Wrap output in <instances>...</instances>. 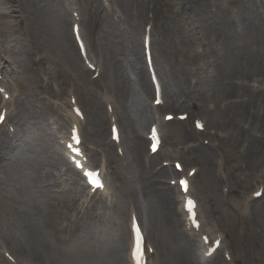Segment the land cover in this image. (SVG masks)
<instances>
[{
  "label": "rangeland",
  "instance_id": "1",
  "mask_svg": "<svg viewBox=\"0 0 264 264\" xmlns=\"http://www.w3.org/2000/svg\"><path fill=\"white\" fill-rule=\"evenodd\" d=\"M5 6L16 11L18 32L10 38L0 21V83L14 94L8 123L16 129L0 132V264H116V254L131 264L133 210L153 246L151 264H177L180 248L188 264H264V194L253 196L264 184V91L253 94L249 85L264 78V0H0ZM73 10L97 71L80 56ZM147 25L162 107L153 106L144 58ZM227 86H234L228 96ZM71 93L84 112V147L92 166H103L107 192L89 193L63 155ZM231 96L242 98L228 103ZM3 101L0 95V109ZM167 112L175 118L164 120ZM112 118L121 143L111 139ZM197 118L205 130L196 129ZM155 122L164 143L151 155ZM132 138L144 141L136 158ZM175 160L186 170L176 171ZM193 167L200 219L223 238L204 260L198 231L185 229L176 184ZM163 191L169 200L162 201ZM95 248H108L109 259L90 258Z\"/></svg>",
  "mask_w": 264,
  "mask_h": 264
},
{
  "label": "bare ground",
  "instance_id": "2",
  "mask_svg": "<svg viewBox=\"0 0 264 264\" xmlns=\"http://www.w3.org/2000/svg\"><path fill=\"white\" fill-rule=\"evenodd\" d=\"M15 12L16 11L12 7H6L5 6V7H1L0 8V21H2V22L5 23V25L7 26L8 30H9V33H10L9 34V37L12 38V39H15L16 33L18 32L17 26L15 24H13V17L15 16ZM8 19L10 20V22H8L9 21ZM88 57H89V54H88ZM248 65H249V63H248ZM145 86L148 89L150 88L149 85H148V83H147V80L145 82ZM255 86H257V85L253 84V89H252V93L253 94H254V92L257 91L256 89H258ZM232 87H234V86H232ZM232 87L231 86H227L226 87V89H225V95L226 96L230 95L234 91V88H232ZM240 98H242V96H231V97L227 98L226 101H228V103H231L233 101L236 102L237 99H240ZM154 99H155V93H154ZM242 101L245 102V101H248V100L242 99ZM7 102H8V100H6V103L4 104V106L2 107V109L7 108V106H6ZM247 103H249V102H247ZM240 105H238V106H240ZM231 107H237V106H231ZM67 112H68L69 119L72 121V124L74 125V127L75 128H78V126H79L78 121L80 120V118L78 117L79 113H78V110L77 109H76V114L72 110V102L70 103L69 109H67ZM167 114H170V113H165L164 114V117ZM6 118H8V115H7ZM82 138H83V136H82ZM132 139H133V143H132L131 155H132L133 158H136V157H138V155L140 154V152L142 150V147L144 145V141L141 140V139L139 140L138 138L137 139L132 138ZM149 151H150V149H149ZM262 178L264 180V176ZM190 181H189V189H188V192L191 191L192 186H193L192 182H190ZM262 186L263 185H261V187L259 189H257L256 192L259 191L261 188H263ZM166 193H167V195L170 194L169 191H167ZM166 193L163 191V193L161 194L162 201L169 200L168 197H166ZM263 194H264V192H263ZM174 197L176 198V196H174ZM184 199H185V197H184ZM184 199H183V201H184ZM144 202H146V205L145 206H147V204H152V203H150L147 200V198H144ZM158 209H159V206L158 205L156 206V204L153 203L152 204V207H151V210H154V212H158ZM197 209H198V206H197ZM182 212H183V216H184V220H185V227H186V229H188V230L193 229V231L198 229L201 234H208L207 231L204 232V230H203L204 229V224L203 223H201V225L198 228H195V229L193 228L192 224H190V222L188 220V213L184 210V206L182 208ZM181 215H182V213H181ZM151 217H152V214H150V218ZM208 231L210 232L209 235L212 237L213 241L218 238V236H216V234L214 232H212L210 230H208ZM201 236H202V239H203V241L201 243V249H205V250H202L203 253L200 252V254H201V257L204 258L206 256V254L208 255L207 252H208V248L209 247L207 248V245L205 246L204 235H201ZM131 244H132V239H131L130 245ZM97 248H99V247H97ZM131 248H132V245H131V247L129 249V256H130ZM183 251H185V250H182L181 248L179 249V258H178L177 264H188V263H190V262H188V260H189L188 257H186L184 255V252ZM87 252H91V251L90 250H87ZM93 252L94 253H92V256H90V258H92L94 256V257H97L96 260H99L98 258H100L102 261H106V260L109 259L108 258L109 256H107L106 258H104V255H105L104 252H109L108 251V248H105V249H96L95 248L93 250ZM99 255H100V257H99ZM115 256H117V257H112L111 256L110 259L113 260L115 258L116 259V264H122L123 261H122V258H121V254H116Z\"/></svg>",
  "mask_w": 264,
  "mask_h": 264
},
{
  "label": "snow or ice",
  "instance_id": "3",
  "mask_svg": "<svg viewBox=\"0 0 264 264\" xmlns=\"http://www.w3.org/2000/svg\"><path fill=\"white\" fill-rule=\"evenodd\" d=\"M157 103H160V101L158 100ZM166 118L170 120L173 117L168 116ZM114 131H115V129H114ZM152 138L154 140H158V136L156 134L155 129H153V137ZM117 139H118V135H117ZM77 142H79L78 138H77ZM154 150H155V145H154ZM177 167H179V165H177ZM184 183H186V182H184ZM132 254H133V257L135 258L137 264H146L145 257H144L143 237L140 234L139 228H137V243H136L135 249L133 250Z\"/></svg>",
  "mask_w": 264,
  "mask_h": 264
}]
</instances>
